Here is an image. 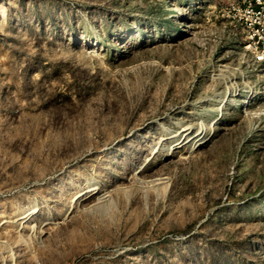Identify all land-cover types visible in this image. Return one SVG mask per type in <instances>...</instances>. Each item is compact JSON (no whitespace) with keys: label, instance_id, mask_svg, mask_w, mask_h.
<instances>
[{"label":"rangeland","instance_id":"1","mask_svg":"<svg viewBox=\"0 0 264 264\" xmlns=\"http://www.w3.org/2000/svg\"><path fill=\"white\" fill-rule=\"evenodd\" d=\"M232 1L0 0V264H264V64Z\"/></svg>","mask_w":264,"mask_h":264},{"label":"built area","instance_id":"2","mask_svg":"<svg viewBox=\"0 0 264 264\" xmlns=\"http://www.w3.org/2000/svg\"><path fill=\"white\" fill-rule=\"evenodd\" d=\"M231 10L254 60L264 64V0H233Z\"/></svg>","mask_w":264,"mask_h":264},{"label":"clouds","instance_id":"3","mask_svg":"<svg viewBox=\"0 0 264 264\" xmlns=\"http://www.w3.org/2000/svg\"><path fill=\"white\" fill-rule=\"evenodd\" d=\"M20 39H21V42L24 43L25 48L30 49L28 51V55L34 57L35 55L38 54L39 49L36 48V46H35L36 41H35L34 37H31L28 34H25L23 37H20ZM49 39H51V38H49ZM29 41H31V44L28 43ZM42 47L47 48V45H42ZM51 51L55 52V50H51ZM63 58H64L63 56H57V59L53 62H59ZM7 63H8L7 56H0V72H5V73L7 72ZM38 81H39L38 74H33V84L35 85V83H38ZM10 84H12V80H10V79L0 81V91H2L5 86H8ZM16 87H17L18 91L15 93H12V95H11V99L14 103L19 100V96H20L22 89H23V78L22 77L16 81ZM34 99L38 100V97H35ZM19 102L21 104L27 103L26 101H19Z\"/></svg>","mask_w":264,"mask_h":264},{"label":"bare ground","instance_id":"4","mask_svg":"<svg viewBox=\"0 0 264 264\" xmlns=\"http://www.w3.org/2000/svg\"><path fill=\"white\" fill-rule=\"evenodd\" d=\"M248 101H249V99L244 98L243 103H247Z\"/></svg>","mask_w":264,"mask_h":264}]
</instances>
